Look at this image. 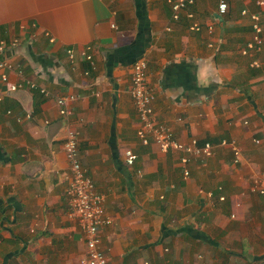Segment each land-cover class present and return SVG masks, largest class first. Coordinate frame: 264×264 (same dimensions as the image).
<instances>
[{
	"label": "crops",
	"instance_id": "obj_1",
	"mask_svg": "<svg viewBox=\"0 0 264 264\" xmlns=\"http://www.w3.org/2000/svg\"><path fill=\"white\" fill-rule=\"evenodd\" d=\"M226 1L222 22L217 0H194L175 22L167 0H142L141 15L135 0H0V39L19 41L0 54L13 65L0 70V264L84 257L65 194L68 129L111 220L100 233L110 264H199L203 250L211 263L237 254L264 264V195L249 190L264 180V45L242 54L252 30L241 15L259 12L264 24V6ZM141 58L157 120L181 143L214 146L209 158H190L187 178L182 153L137 138L129 84ZM67 95L75 99L65 117L56 100ZM221 141L240 148L238 164Z\"/></svg>",
	"mask_w": 264,
	"mask_h": 264
},
{
	"label": "built area",
	"instance_id": "obj_2",
	"mask_svg": "<svg viewBox=\"0 0 264 264\" xmlns=\"http://www.w3.org/2000/svg\"><path fill=\"white\" fill-rule=\"evenodd\" d=\"M217 1L215 20L222 22L228 12V3L226 0ZM263 2L264 0H254L253 3L257 9H261L264 6ZM167 3L171 8L172 21L177 22L180 19V15L188 7L193 6L194 0H167ZM241 15L248 16L252 30L251 40L247 42L244 50H242V54H247L250 50H255L258 53L261 52L264 45V24L262 23L260 13H249L247 10H242ZM189 29L194 32H200L198 24H193ZM208 30L212 31V28H208ZM18 45L19 41L17 39L11 40L9 44H7L5 40L0 39V54H4L8 48L16 49ZM87 50L82 52V56L93 66L92 57L87 53ZM74 54L72 49L67 50V56L70 61L74 59ZM253 65H255V62ZM12 69V64L0 58V70ZM1 80L2 82L7 81L5 74L1 76ZM129 85L130 97L139 122L136 132L138 140L142 145H148L150 142H153L161 153H167L170 150L182 153L183 155L180 158V163L183 166V175L186 178L189 177L187 164L190 158H209L213 154L214 146L209 142L201 146L197 143V140H192L189 144L181 143L175 139L172 130L166 124L157 120L152 107L154 96L149 88L147 62L144 58L138 59L132 65ZM17 89L18 85L10 86V92H16ZM74 99L75 97L73 95H67L56 100L61 116L66 117L71 114L69 104ZM220 144L222 146L228 145L233 153L232 163L235 165L238 164L241 158L240 148L233 142L227 143L226 141H221ZM63 149L69 164V171L65 175V180L67 182L65 194L68 200L69 214L76 220L86 246V252L84 257L80 260V264H110V261L100 248V233L104 226L111 224V220L104 215L103 196L96 192L92 181L86 175L79 161V141L78 132L76 130H67ZM136 159L137 156L131 150H125V165L133 166L132 164L135 163ZM249 190L251 193L264 195V180L254 179ZM206 195L212 197L213 194L209 192L206 193ZM224 200V196L219 197V201ZM231 217L233 218L234 215Z\"/></svg>",
	"mask_w": 264,
	"mask_h": 264
},
{
	"label": "rangeland",
	"instance_id": "obj_3",
	"mask_svg": "<svg viewBox=\"0 0 264 264\" xmlns=\"http://www.w3.org/2000/svg\"><path fill=\"white\" fill-rule=\"evenodd\" d=\"M196 253L198 254L197 260H198L199 264H207L208 262H209L208 264H216V262H214V261L211 263V260H208V262L206 261V258H204V257L208 256V252L203 250V252L199 251V252H196ZM223 256H224V258L226 260V261H224V264H252V262L244 261V259L241 258L240 256H237V254L230 256L231 258L229 259V261H227L228 258H229V255L223 254ZM257 264H262V263L257 262Z\"/></svg>",
	"mask_w": 264,
	"mask_h": 264
},
{
	"label": "trees",
	"instance_id": "obj_4",
	"mask_svg": "<svg viewBox=\"0 0 264 264\" xmlns=\"http://www.w3.org/2000/svg\"><path fill=\"white\" fill-rule=\"evenodd\" d=\"M142 0H135V5H136V7H137V12H138V15H141V13H142V11L144 10V8H143V5L141 6V4H142V2H141ZM149 43V42H148ZM139 45H141V44H139ZM145 45H147V40H146V43H145ZM137 60H134L133 61V64L136 62ZM204 142H199V145H201L202 146V144H203Z\"/></svg>",
	"mask_w": 264,
	"mask_h": 264
}]
</instances>
